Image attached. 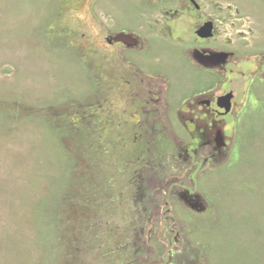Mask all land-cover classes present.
<instances>
[{
	"label": "rangeland",
	"instance_id": "rangeland-1",
	"mask_svg": "<svg viewBox=\"0 0 264 264\" xmlns=\"http://www.w3.org/2000/svg\"><path fill=\"white\" fill-rule=\"evenodd\" d=\"M197 1L0 0V264H264V0Z\"/></svg>",
	"mask_w": 264,
	"mask_h": 264
},
{
	"label": "flooded vegetation",
	"instance_id": "flooded-vegetation-1",
	"mask_svg": "<svg viewBox=\"0 0 264 264\" xmlns=\"http://www.w3.org/2000/svg\"><path fill=\"white\" fill-rule=\"evenodd\" d=\"M187 4L193 6L196 11H199L203 8V6L197 0H187ZM211 27V35L207 36V31L205 30L207 27ZM215 22L210 19H202L201 21L197 22V27L194 28L193 33L195 34L196 38L202 40H208L215 36ZM220 56L221 53H215ZM214 55V54H212ZM226 61V60H223ZM231 94V97L227 99V97ZM233 98L234 93L232 90L228 92H222L218 94H214L212 98L201 99L199 102L202 104L201 110H205V112H200L198 115H226L228 114L233 105ZM214 126L216 123H212ZM219 138V136H217Z\"/></svg>",
	"mask_w": 264,
	"mask_h": 264
},
{
	"label": "water",
	"instance_id": "water-1",
	"mask_svg": "<svg viewBox=\"0 0 264 264\" xmlns=\"http://www.w3.org/2000/svg\"><path fill=\"white\" fill-rule=\"evenodd\" d=\"M205 30L207 31V33H206L207 36L208 35L210 36L212 34L211 33V27L210 26L207 27ZM117 38L119 40H121V41H124V42H134V41H136L131 35L125 34V33L118 34L117 35ZM230 97H231V94L227 97V99H229Z\"/></svg>",
	"mask_w": 264,
	"mask_h": 264
}]
</instances>
